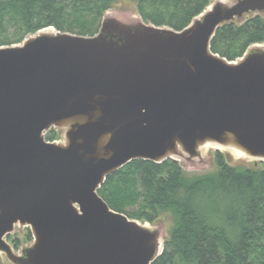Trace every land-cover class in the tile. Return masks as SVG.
Returning a JSON list of instances; mask_svg holds the SVG:
<instances>
[{
    "label": "water",
    "instance_id": "95a60500",
    "mask_svg": "<svg viewBox=\"0 0 264 264\" xmlns=\"http://www.w3.org/2000/svg\"><path fill=\"white\" fill-rule=\"evenodd\" d=\"M253 13L264 0H213L175 30L107 10L93 36L49 26L0 46V254L153 264L165 230L109 206L110 174L136 159L206 169L209 148L264 161V43L236 60L211 50L222 25ZM18 225L33 238L17 250Z\"/></svg>",
    "mask_w": 264,
    "mask_h": 264
},
{
    "label": "trees",
    "instance_id": "16d2710c",
    "mask_svg": "<svg viewBox=\"0 0 264 264\" xmlns=\"http://www.w3.org/2000/svg\"><path fill=\"white\" fill-rule=\"evenodd\" d=\"M119 0H0V46L21 43L42 28L95 35L104 13ZM146 22L175 30L186 27L212 0H134ZM264 43V18L256 14L222 25L211 50L229 60ZM47 140L60 138L55 128ZM215 168L189 172L174 159H136L110 174L99 194L130 218L156 222L171 218L163 253L153 264H264V161L230 165L215 152ZM260 164V166H256ZM23 242L9 234L15 249Z\"/></svg>",
    "mask_w": 264,
    "mask_h": 264
},
{
    "label": "rangeland",
    "instance_id": "374dc122",
    "mask_svg": "<svg viewBox=\"0 0 264 264\" xmlns=\"http://www.w3.org/2000/svg\"><path fill=\"white\" fill-rule=\"evenodd\" d=\"M212 2H213V0L210 3H212ZM109 12H116L118 14H121L122 16H133V17L140 16L138 11H137L136 2L134 0H119L115 4V6H113V8L109 9ZM254 15H256V13L247 14L243 19H241L238 22L240 23L241 21H244V20H246L249 17H252ZM261 16H263V18H264V13H262ZM59 132H60V130H59ZM60 137H61V135H60ZM215 152H216V150L212 149V148H209L207 150V153H206L207 158H210L211 160L213 158V161L208 165V167L206 169H189V168H185L184 166H183V168L189 172H203L206 170L214 169L215 168V161H214ZM221 152L224 154L225 161L230 165L235 166V165L242 163V164H246L248 166H252L251 164H253V162H251V161H243L241 159L235 158L232 155L227 154L225 151H221ZM256 166H260V164H257ZM157 221L163 226V228L165 230V239H166L169 236V229L172 225V222H171L172 220L169 217V215H167L166 217L161 216ZM25 231H26V227H20L18 225L15 229V232L13 233L21 241L20 243L23 242ZM26 244H28V243H26ZM23 245H25V244H23ZM0 264H10L3 254H0Z\"/></svg>",
    "mask_w": 264,
    "mask_h": 264
}]
</instances>
